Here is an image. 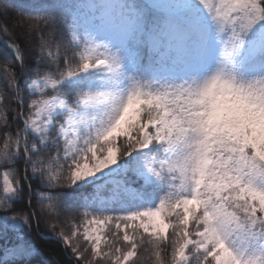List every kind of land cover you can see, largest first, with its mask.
I'll return each instance as SVG.
<instances>
[{"label": "snow or ice", "instance_id": "6c2138e0", "mask_svg": "<svg viewBox=\"0 0 264 264\" xmlns=\"http://www.w3.org/2000/svg\"><path fill=\"white\" fill-rule=\"evenodd\" d=\"M0 46V264H264V0H0Z\"/></svg>", "mask_w": 264, "mask_h": 264}, {"label": "trees", "instance_id": "16d2710c", "mask_svg": "<svg viewBox=\"0 0 264 264\" xmlns=\"http://www.w3.org/2000/svg\"><path fill=\"white\" fill-rule=\"evenodd\" d=\"M24 2H28V0H24ZM37 243L39 244L41 250L44 252L46 256H56V258H61L60 255H58V253H60L62 249V245L58 246L53 242H49V241H38ZM43 259H44L43 256H37L33 260L32 264H41Z\"/></svg>", "mask_w": 264, "mask_h": 264}]
</instances>
